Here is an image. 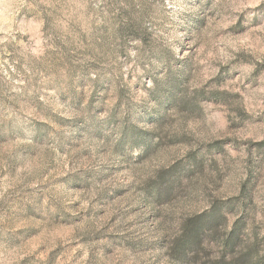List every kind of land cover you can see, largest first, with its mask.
<instances>
[{
    "label": "rangeland",
    "instance_id": "1",
    "mask_svg": "<svg viewBox=\"0 0 264 264\" xmlns=\"http://www.w3.org/2000/svg\"><path fill=\"white\" fill-rule=\"evenodd\" d=\"M214 206L264 256V0H0V264H187Z\"/></svg>",
    "mask_w": 264,
    "mask_h": 264
},
{
    "label": "trees",
    "instance_id": "2",
    "mask_svg": "<svg viewBox=\"0 0 264 264\" xmlns=\"http://www.w3.org/2000/svg\"><path fill=\"white\" fill-rule=\"evenodd\" d=\"M214 208L205 214L189 220L182 233L170 248L176 262L187 264H264V256L259 253V240L254 236L251 241L240 246V234L244 224L234 221L232 227L223 233L219 242L218 255L211 257V243L219 226L224 224L225 216ZM240 246V247H239ZM240 248V250H238Z\"/></svg>",
    "mask_w": 264,
    "mask_h": 264
}]
</instances>
